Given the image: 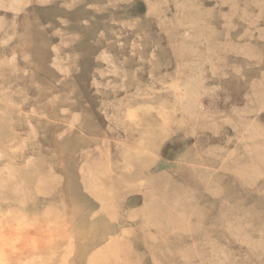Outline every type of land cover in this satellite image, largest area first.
<instances>
[{
	"label": "rangeland",
	"instance_id": "1",
	"mask_svg": "<svg viewBox=\"0 0 264 264\" xmlns=\"http://www.w3.org/2000/svg\"><path fill=\"white\" fill-rule=\"evenodd\" d=\"M0 264H264V0H0Z\"/></svg>",
	"mask_w": 264,
	"mask_h": 264
}]
</instances>
